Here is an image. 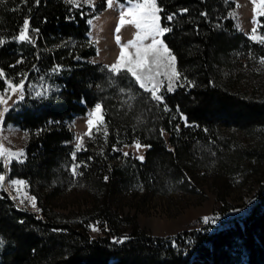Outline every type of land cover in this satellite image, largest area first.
Masks as SVG:
<instances>
[{
	"label": "trees",
	"instance_id": "16d2710c",
	"mask_svg": "<svg viewBox=\"0 0 264 264\" xmlns=\"http://www.w3.org/2000/svg\"><path fill=\"white\" fill-rule=\"evenodd\" d=\"M156 1L162 26L171 28L163 41L180 73L177 89L164 92L163 103L152 100L127 73L113 74L91 62L97 47L90 39V21L105 9V0L92 16L86 15L91 8L69 0L0 3V92L6 91L7 81L24 79V98L5 123L28 136L25 159L12 164L10 176L23 180L38 203L42 192L53 193L63 184L85 190L92 201L82 216L41 208L40 218L18 208L2 191L0 264H210L193 256L219 234L209 231L212 226L155 237L112 205L134 192L141 202L175 194L201 196L200 187L209 183L222 194L256 174V166L264 164V101L234 95L225 76L234 53L247 50L264 58V44L238 29L231 0ZM182 9L188 11L181 14ZM174 13L169 22L167 16ZM25 19L30 41L14 39ZM259 31L264 34V15ZM97 103L107 134L99 144L89 141L76 152L72 124ZM238 132L258 145L244 146ZM137 141L148 148L144 161L121 151ZM74 164L79 165L75 176ZM5 172L0 161V174ZM260 200L264 184L253 199ZM226 209L212 219L220 221L230 213ZM93 227L102 235L92 238ZM258 238L251 235L239 244L248 253L247 264H264V225ZM239 263V256L228 254L222 264Z\"/></svg>",
	"mask_w": 264,
	"mask_h": 264
},
{
	"label": "rangeland",
	"instance_id": "374dc122",
	"mask_svg": "<svg viewBox=\"0 0 264 264\" xmlns=\"http://www.w3.org/2000/svg\"><path fill=\"white\" fill-rule=\"evenodd\" d=\"M231 1L236 5L232 17L237 23L238 29L252 42L264 44L260 42V38L264 37V34L259 31L263 15L254 11L255 4L253 0ZM79 2L81 6H84L83 0H79ZM258 2L259 0H257ZM93 4L94 7L84 6L91 8L86 11L87 16L93 15L95 8L101 4V0H93ZM120 10L116 0H113V7L108 8L105 6L103 11L91 19L90 39L97 47V55L91 59V62L104 66L116 62L120 46L116 43L117 33L115 29L118 25ZM159 15L161 17L160 12ZM253 28L256 29L255 33L252 32ZM136 31L132 25L122 27L119 32L121 43L124 44L133 40ZM253 35L255 39L251 38ZM129 51L133 50L129 49ZM260 61L261 58L254 56L247 50H241L232 55L225 80L231 91L235 93L234 95L247 100L264 101V63ZM176 69L178 71L177 62ZM8 82L6 91L0 92V97H3L6 101V103L0 104V113H3L0 116V145L3 146L6 152L17 154L22 152L23 155L19 158L7 156L0 158V161L6 167L4 174L6 180L4 186L0 188V193L2 191L7 192L18 208L33 212L40 218H43L41 208L71 218L76 215H84L92 207L91 198L85 190L63 184L58 191L53 193L42 192L41 202L38 203L35 198L36 207L33 208L29 198L34 196L28 191L26 183L20 186L18 191L10 185L9 181L13 180L10 176V168L13 163L24 161L28 136L21 129L5 123L7 114L24 98V89L22 92L13 94L8 89ZM177 87L178 82L174 85V90L168 92L167 82L165 81L159 94L162 96L164 92L173 93ZM5 108H7V111H4ZM93 111L94 109L89 110L85 116L78 117L72 124V131L75 134L72 147L76 152L85 150L89 141L99 144L101 137L107 134L103 119V123L94 124L91 136L87 135L89 132L87 121L94 119L91 116ZM221 124L225 123L221 121ZM223 129L226 132H233L232 128L224 125ZM78 138H82V147L79 151L76 149V144L81 142ZM237 139L244 146L258 145V142L242 132L237 133ZM147 150L148 148L144 146L137 150L135 144L121 148L123 154L128 153L125 156H132L136 159H138V156H143L145 159ZM9 159L10 163L8 162ZM256 168V174H253L248 181L239 183V186H232L222 194H219L220 192L212 187L210 183L200 187L203 193L201 196L175 194L168 197H152L150 201L141 202L134 192L132 196L122 197L119 202L114 203L112 210L121 217L135 218L142 230L155 237H171L185 231L201 230L210 225L212 227L209 228V231L219 234L212 241L201 244L193 259L200 262L206 261L210 264H222L227 261L228 254H233L239 256V264H247L248 253L239 244L244 243L251 235L259 240L258 235L264 225V201L260 200L256 203L253 201L264 184V164L257 165ZM21 200H23V203H21ZM224 208H227L226 211L230 210V213L221 216L220 221L209 222L208 224L203 222L204 217H208L211 221L213 215L222 213ZM97 229V231L92 230V238L102 235L100 229Z\"/></svg>",
	"mask_w": 264,
	"mask_h": 264
},
{
	"label": "snow or ice",
	"instance_id": "6c2138e0",
	"mask_svg": "<svg viewBox=\"0 0 264 264\" xmlns=\"http://www.w3.org/2000/svg\"><path fill=\"white\" fill-rule=\"evenodd\" d=\"M3 0H0L2 3ZM24 3L27 0H23ZM40 0H35V3L39 5ZM70 3L79 7V0H69ZM106 6L108 8L113 7V0H105ZM116 3L121 9L119 11V21L115 29L117 33L115 39L116 43L120 46V52L115 63L106 66L108 70L113 74H120L121 72L127 73L134 82L139 86L140 89L148 92L152 100L158 103H163V97L159 94L161 89L164 87L165 81L167 82V91L172 92L174 90V85L180 80V73L176 69V57L168 46L163 41V36L171 31V28L163 27L161 25V17L159 12L162 11L156 3V0H125L124 3H120V0H116ZM255 4L254 11L259 12L260 15H264V0H253ZM84 6L94 7L93 0H83ZM15 10V9H14ZM188 9H182L181 14L186 13ZM175 13L168 15L167 20L170 22L174 19ZM201 15L206 16L207 13H201ZM255 23V21H253ZM30 21L25 19L23 21L22 29L19 31V35L14 37L19 41H30L28 35ZM126 25H132L137 30L135 33V38L122 44L119 36V32L122 27ZM38 31V30H37ZM252 32L255 33L256 29L253 28ZM255 39L253 35L251 37ZM4 41L0 39V44ZM260 42L264 43V37L260 38ZM132 49L133 51H129ZM261 63H264V58H261ZM18 63H22L18 61ZM54 71H58L54 69ZM4 73L0 70V76ZM26 79V76H25ZM8 89L11 90L13 94L17 92H22L24 89V79H22L18 84H13L8 82ZM6 103L3 97H0V104ZM164 110L168 111L167 105L164 106ZM7 111V108L4 109ZM3 113H0L2 116ZM94 119H89L87 121L89 132L87 135L91 136V130L94 124L103 123L102 118V105L97 103L94 107V111L91 113ZM163 134V130H161ZM81 142L76 144V149L79 151L82 147V138H78ZM143 147L138 141L135 143V148L139 150ZM23 153H11L6 152L3 146L0 145V158L16 157L22 156ZM128 155V153H124ZM140 161L144 160L143 156L137 157ZM73 159H75V153H73ZM10 163V159L8 160ZM78 164H74L71 167V172L73 176L77 175ZM107 179V178H105ZM6 176L0 174V188L4 186ZM10 185L14 186L15 190H19V187L24 185L23 180H10ZM33 208L36 207L35 197L29 198ZM23 203V200H21ZM203 222L208 224L209 222L215 223V219H210L208 217L203 218ZM93 231L98 229L93 227ZM122 241H117L120 243Z\"/></svg>",
	"mask_w": 264,
	"mask_h": 264
}]
</instances>
